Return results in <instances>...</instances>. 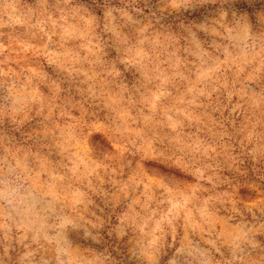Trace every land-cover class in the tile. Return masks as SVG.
Returning <instances> with one entry per match:
<instances>
[{
	"label": "rangeland",
	"instance_id": "374dc122",
	"mask_svg": "<svg viewBox=\"0 0 264 264\" xmlns=\"http://www.w3.org/2000/svg\"><path fill=\"white\" fill-rule=\"evenodd\" d=\"M0 264H264V0H0Z\"/></svg>",
	"mask_w": 264,
	"mask_h": 264
}]
</instances>
